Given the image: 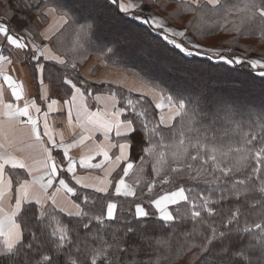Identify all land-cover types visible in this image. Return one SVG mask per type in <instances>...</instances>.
I'll return each instance as SVG.
<instances>
[{
    "label": "trees",
    "instance_id": "trees-1",
    "mask_svg": "<svg viewBox=\"0 0 264 264\" xmlns=\"http://www.w3.org/2000/svg\"><path fill=\"white\" fill-rule=\"evenodd\" d=\"M140 1L151 5L172 25L185 28L204 48L223 50L224 55L240 57L245 61L252 56L264 60V19L258 13L253 17L251 12L245 10L248 0H219L215 6L205 0L199 4L200 10H197L198 5L183 0ZM66 3L67 6L60 8L59 0H36L30 13L25 14L16 10L12 0H0V24L7 26L14 36H23L27 32L35 41L40 42L41 30L48 23L49 9H55L52 13L60 26L49 38L48 52L44 54L65 62L67 72L89 100L95 94H106L114 98L117 108L122 111V120L127 118L135 121L139 135L145 137L144 148L150 152L146 153L136 147L127 160V163L133 164V169L129 171L126 180L134 186L135 196L120 197L114 193V184L123 175L126 161L115 172V179H111L110 188L104 193L77 187L67 175L63 176L74 188L73 200L80 205L79 212H88L89 217H93L90 231L83 229L85 221H81L80 217L45 205L50 210L48 232L51 233L58 226L57 221L59 226L71 228V238L82 253L87 255L88 264H91L92 256H97V264H201L204 256H207L210 264H216L215 253L208 256L201 251L205 236L211 235L212 227L221 230L231 213L237 209L243 214L240 217L241 228L246 226L245 221L249 225L261 221L264 215V192L260 191V180L253 176L256 180L254 190L241 195L239 200L231 196L219 201L213 206L212 216L202 214L203 220L193 219L190 205L181 202L170 207V211L178 218L165 223L160 219L152 201L163 193L176 190L177 185H191L195 191L205 187L186 179H177L175 182L170 179L171 168L186 167L189 163L194 166L198 164L191 160V156L197 154L193 144L198 145L204 159L215 154L218 161H223L221 167L235 162L239 156L236 149L243 148L246 154L251 149L250 161L234 178L243 179L245 173L251 174V168L256 164L255 152L264 147L260 142L264 139V77L259 75L258 69H252L246 63L227 65L214 58L209 60L204 55L185 56L163 40L162 30L150 31L148 25L134 20L131 14L119 12L114 5H106L104 0H66ZM70 7L75 9V15L69 11ZM64 13H67L66 22L60 21ZM89 13L101 17L103 21L95 34L85 23ZM38 21L40 27L36 24ZM129 36L134 38L129 39ZM113 42H118L120 56H112L109 52V48L115 47ZM26 59L28 70L33 75L32 66L35 61ZM89 61L104 62L107 68L135 78L142 88L88 81L82 69ZM48 62L41 59V63ZM72 65L76 66L75 69ZM32 77L35 78L34 75ZM65 78L61 74L59 79L45 80L44 84L48 86L51 97L61 101L69 99L71 92L63 83ZM168 96L183 100L185 112L190 116L196 113L191 125L187 119L182 122L180 116H175L174 108L156 107ZM129 100L131 105L128 104ZM221 104L235 109L230 118L225 117L219 107ZM162 116L168 120L166 124H159ZM142 125H147V129H142ZM156 127L163 129V133L157 134L149 144L148 132ZM252 137L257 139L247 144L246 140ZM181 140L184 141L183 148H187L188 152L176 159L173 156L174 146L179 145ZM154 167L160 171L154 172ZM22 176V171H19V177ZM13 177L18 176L11 175ZM165 178L169 179L168 183L163 182ZM84 197L88 198L87 202ZM108 203H116L117 218L97 222L94 217L103 216ZM137 204L142 205L150 215L146 218V225H139L136 235L129 239L126 225H135ZM177 208L180 209L179 213L176 212ZM237 235L242 247L258 244V238L253 240L243 232ZM117 246L127 251H118ZM100 248H105L110 255L100 256ZM70 251L72 259L81 255L77 253L76 247H71ZM249 258L253 264H264L258 249ZM65 259V254L61 253L59 264H64ZM0 264H12L5 256L3 247H0ZM244 264H247V260Z\"/></svg>",
    "mask_w": 264,
    "mask_h": 264
},
{
    "label": "snow or ice",
    "instance_id": "snow-or-ice-1",
    "mask_svg": "<svg viewBox=\"0 0 264 264\" xmlns=\"http://www.w3.org/2000/svg\"><path fill=\"white\" fill-rule=\"evenodd\" d=\"M197 3L199 9V0H194ZM209 4L217 5L219 0H207ZM106 5H114L119 12L124 14H131L134 20H139L141 24L148 25L150 31L162 30L163 40L167 43L173 45L176 49H179L181 53L185 56H199L204 55L207 59L211 60L213 58L218 61H222L227 65H240L248 64L252 69H258L259 75L264 77V60L261 59H250L242 60L240 57L226 56L219 51L212 52L211 50H205L201 45L194 43L191 39H188L183 42H177L174 37H184V32H173L170 28L165 27L159 21L155 19L154 16H143L141 17L140 13L146 10V8L141 3L136 4H125L122 0H104ZM60 8L67 6L66 0H59ZM98 7V5H94ZM55 9H49V14ZM245 10L251 12L253 17L258 13L259 17L264 19V0H248V3L245 5ZM69 11L76 14L74 8H69ZM67 13H64L60 17V21H65ZM59 23V21L57 22ZM85 23L91 28L95 34L100 30L103 23L102 18L89 13L88 17L85 19ZM26 27V26H24ZM0 34L3 35L7 43L13 46L15 49L19 50L24 56L28 58L29 61H35L32 66L33 75L36 79L39 80L41 86L44 85L45 80H56L60 78V75L63 74L66 78L63 80V83L68 86L72 97L75 98L77 93L83 94L80 87L76 82L73 81L70 74L67 72V65L63 60H60L58 57L52 56L48 57L41 51L35 43H31V49H29V43L22 42L23 36H14L10 33V29L0 24ZM134 38L129 36V39ZM115 47L109 48L112 56H120L121 49L118 42H113ZM111 58V57H110ZM41 59L44 61H49L48 63H41ZM0 60L6 61L11 64L13 61L6 56H0ZM59 65V66H58ZM75 65H72V68L75 69ZM4 84H7L11 89L12 96L17 100L22 99L21 93L17 91L23 87V85L14 80L12 76L4 74L3 75ZM3 99L2 86H0V100ZM57 101L53 99L51 104H56ZM65 105L68 106L67 114L69 120L71 121V101L65 100ZM131 101H128V104L131 105ZM166 103L169 108L175 109V116H180L182 122L187 119L189 125L196 117V113L193 112L190 116L185 112V102L183 100H175L173 96H168L166 98ZM34 104L26 103L23 108L16 107L13 103H6L5 107L8 109L6 115L9 117L10 121H16L17 124H27L30 127L27 130V135L34 136L37 141H41L43 137H49L48 143L53 145V148L57 150L61 149V145H58L53 137L49 135L48 131V122H47V113L44 114V125L43 129L40 127V121L34 119L30 107H33ZM158 108H162L163 105H156ZM220 109L223 111L226 118H230L235 109L232 106L227 104H221ZM35 111L40 112V108L36 107ZM122 114V111H114L112 116L115 118L112 126H108L103 131V136L105 140L110 138V133L115 128V135L119 137L124 142L117 144H110L111 148H119V155L115 158L117 161L125 160L127 161L130 153L134 148L139 147L144 152H150L149 149L144 148L145 137L139 135L137 131V125L134 120H125L122 122L119 118ZM17 117L26 118L23 121H17ZM174 117H169L172 119ZM168 120L165 117H160L159 124H166ZM142 129H147V125L140 126ZM163 133V129L156 127L151 129L148 132L147 142L151 144L154 140V137L157 134ZM90 139L91 137H87ZM85 137L83 134L80 135V140H84ZM257 138L252 137L249 140H246L247 144H252ZM264 144V139L260 141ZM75 143V141L73 142ZM184 141L181 140L179 145L174 146L173 156L176 159H180L183 155L187 154L188 149L183 148ZM72 147V145L63 146V157L68 156L67 149ZM193 148H197V154L191 156V160L198 162L196 166L192 163H189L186 167H174L170 169L171 176L170 179L172 182H175L177 179L192 181L194 184H203L205 187L201 191H195L191 185L181 184L177 185L176 190L170 191L160 199L152 201L156 209L160 212V219L165 223L172 222L178 218L174 216L171 211L167 210V205H176L181 202H184L186 205H190L191 217L193 219L201 218L203 220L202 214H207V216L213 215V206L219 201H222L228 197L235 196L237 200L241 195L247 193L248 191L255 189L256 180L253 179V176L256 179L260 180L261 187L260 191L264 192V147L260 148L255 152L256 164L251 168V174L245 173L243 179H235V174L240 172L246 164L251 159V149H248L247 154L243 148L236 149V152L239 156L235 159V162L231 165H225L221 167L223 161H218L215 154L208 156L207 159H204L202 154L199 151V147L196 144L192 145ZM215 152V150H213ZM103 155L105 160L110 159L108 151H103L99 153ZM204 155H207L205 153ZM223 155H227L224 153ZM49 162L47 163L48 176L46 187H52L54 178L59 177L65 170L70 173L75 171V162L70 158L67 159V164L65 168V161L61 159L57 162L55 155L49 150L48 153ZM0 180H3L6 173V166H10L11 170L21 169L23 173H26L28 176H31V170L29 166L21 160L12 158L6 154H0ZM80 166H84V161L80 162ZM97 167V165H94ZM133 169L132 163H127L123 169V176L126 177L129 174V171ZM154 172L160 171V169L153 168ZM218 173V174H217ZM17 187L13 188V181ZM164 183H168L169 179L165 178ZM30 183L28 179H21L19 177H13L7 180V198L9 200L13 199V192H15L14 205L10 208V215H7L4 218H0V238L3 239V247L5 249V256L8 260L12 261V264H59V256L61 253H64L66 259L64 264H88L87 255L82 253L81 248L76 245L71 238L72 229L67 226H59V221H57V227L51 232H48V218L50 217V210L45 207L49 197L41 199L39 196L32 197L29 195L26 190L27 185ZM76 183H81L77 180ZM103 184L104 182L101 181ZM59 184L63 186L69 193H74V188L68 187L64 179H59ZM83 187H90L92 185H82ZM97 192H107L108 186L96 187ZM152 190V186H149V191ZM115 195L120 197H130L135 196L136 192L133 188L126 184V181L121 177L115 185ZM219 193V195H217ZM53 199V205H55V199ZM87 197H84L85 202H87ZM162 202L165 204V207H161ZM5 207V193L0 191V212H3ZM77 209L80 208L79 204H76ZM264 207V205H262ZM116 203H108L107 208L103 216H96L94 219L97 222H102L103 220H115L116 216ZM59 211H64L59 209ZM176 212L179 213L180 209L177 208ZM72 215V213H69ZM77 217H80L83 222V229L90 231V225L93 217H89L88 212H77L75 213ZM149 212L145 208L137 204L135 208V225L133 223H128L126 225V232L129 235V239L132 236H135L137 233L138 226L141 224L146 225L147 217H149ZM243 214L240 209H237L235 212H232L227 219V223L224 224L221 230L217 228H211V235L205 236V243L201 245V251L207 253L208 256H211L215 253L216 264H244V261L247 260V264H253V261L249 258L251 255L255 254L256 250H259L260 257L264 259V215L261 216L260 222H253L248 224L245 221V227L241 228V219L240 217ZM85 218H88L85 220ZM54 219V217H53ZM223 223V220L221 221ZM258 230V231H256ZM143 231V230H141ZM243 232L252 237L253 240H257L258 244H250L248 247H242L238 241L240 239L238 233ZM54 238V239H53ZM79 236H77V240ZM87 239V236L85 237ZM95 242V241H93ZM71 247H76L78 255L76 259H72V253L70 251ZM118 251H127V249H121L117 246ZM91 254V251L88 252V255ZM98 254L100 256H107L110 253L107 252L105 248H100ZM83 256V258H81ZM17 257H25L23 259H17ZM91 264H97V256H92ZM134 264V262H133ZM201 264H210L207 256L201 258Z\"/></svg>",
    "mask_w": 264,
    "mask_h": 264
},
{
    "label": "crops",
    "instance_id": "crops-1",
    "mask_svg": "<svg viewBox=\"0 0 264 264\" xmlns=\"http://www.w3.org/2000/svg\"><path fill=\"white\" fill-rule=\"evenodd\" d=\"M51 23L49 29L54 23L56 18L54 15L49 14ZM50 34V32H49ZM13 35V34H12ZM0 56H6L13 61L9 64L6 61L0 60V86H2L3 99L0 100V154H6L12 158L18 159L26 163L32 175L28 176L23 173V170H11L10 166H6V173L3 180H0V191L5 193V207L3 212H0V218L10 215V208L14 205L15 192H13V199L7 198V180L11 175L19 177V171L23 175L21 179H28L30 183L27 185L26 190L32 197L39 196L41 199L49 197L46 205L53 207L57 210L63 209L65 214L72 213L75 215L79 211L75 207L77 204L73 200L74 193H69L63 186L59 184V179L67 177L73 182V185L82 189L96 191V187H104L105 185L110 188L111 179H115V172L125 162V160L117 161L116 156L119 155V148H111L110 144H117L124 142L115 135V128L110 133V138L105 140L103 131L106 127L112 126L114 117L112 113L119 111L117 102L114 98L106 94H95L89 100L84 93L71 96V121L69 120L67 110L68 106L64 101L57 100L50 95L47 85L41 86L38 79L28 76V62L26 56L9 45L0 34ZM7 74L13 77L14 80L20 82L23 87L17 89L21 93L22 99L17 100L12 96L11 89L7 84H4L3 75ZM82 74L85 79L93 83L110 82L115 85L127 86L129 82L126 74L107 68L104 62L89 61L82 69ZM133 85L138 88L141 84L135 79H132ZM128 84V83H127ZM55 99L56 104H51ZM6 103H13L18 108H23L26 103L34 104L30 107V112L34 119L40 121V127L43 129L44 114L47 113L48 131L49 135L53 137L61 149L53 148L51 143H48L49 137L45 136L41 141H37L34 136L27 135V130L30 127L27 124H17L16 121H10L6 115L8 109L5 107ZM39 107L40 112L37 113L35 108ZM26 118L17 117V121H23ZM122 122L121 116L119 118ZM83 134L84 140H80V135ZM91 137L88 139L87 137ZM75 141V143H73ZM72 145L67 149L68 156L63 157V146ZM49 150L55 155L57 162L61 159L65 161V168L67 159L75 162L74 173L67 172L66 170L57 178H54L52 187H46L49 162ZM108 151L110 159L105 160L102 153ZM84 161V166H80V162ZM2 163V161H0ZM127 161L124 163V166ZM97 165V167H94ZM123 177L126 184L134 189V186L127 182L126 177L123 175L116 179L113 189L118 180ZM20 178V177H19ZM65 180V179H64ZM79 180L81 183H76ZM101 181L104 183L102 184ZM68 187H71L65 180ZM92 185L90 187H83L82 185ZM17 187V185L15 186ZM15 187H13L15 189ZM104 193V192H101ZM115 193V191H114ZM55 205H53V199ZM156 208V207H155ZM2 241L3 239L0 238Z\"/></svg>",
    "mask_w": 264,
    "mask_h": 264
},
{
    "label": "rangeland",
    "instance_id": "rangeland-1",
    "mask_svg": "<svg viewBox=\"0 0 264 264\" xmlns=\"http://www.w3.org/2000/svg\"><path fill=\"white\" fill-rule=\"evenodd\" d=\"M13 1V4H14V6L16 7V10L17 11H20V12H23V13H25V14H29L30 13V10H31V8L34 6V3L36 2V0H12ZM183 1H187L188 3H191V4H195V5H197V3H195L194 2V0H183ZM207 1V0H206ZM123 3H125V4H136V3H141V1L140 0H123L122 1ZM203 2H205V0H199V4H201V3H203ZM145 8H146V10L145 11H143L142 12V15H141V17H143V16H154L155 17V19L157 20V21H159L161 24H163L165 27H168V28H170L173 32H184L185 33V36L184 37H179V36H177V37H174V39L177 41V42H183V41H186V40H188V39H191L194 43H196V44H198V42H197V40L195 39V37L192 35V34H189V33H187V31H186V29L185 28H179V27H176V26H174V25H172L171 23H169L166 19H164L163 17H161V15H159V13L158 12H156L155 10H154V8L151 6V5H148V4H143V3H141ZM52 15H54V13H52ZM55 16V15H54ZM55 18H56V16H55ZM58 21H57V19H56V23H54L53 25H52V27L50 28V30L49 31H47V29H49V25H50V23H51V18H50V16H49V18H48V23L46 24V25H44L45 26V28H43L42 30H41V35H42V40L39 42H37V41H35L34 39H33V37H31L27 32H24V34L25 35H23L22 33V35L23 36H26V39L25 40H27V43H29V46H30V49H31V43L30 42H32V43H35L36 45H37V47L41 50V51H43L44 53L45 52H48V40H49V38L56 32V30L58 29V27L60 26V24L59 23H57ZM18 23L19 24H21L22 25V22H20V21H18ZM37 25H38V27H40L41 26V23L38 21L37 23H36ZM49 32H50V34H49ZM16 34V33H15ZM25 40L23 39V41L22 42H25ZM202 47V46H201ZM203 49H205V50H211L212 52H215V51H218V50H215V49H207V48H204V47H202ZM219 52H221V53H224V51L222 50V51H219ZM215 59V58H214ZM250 59H258L256 56H252ZM27 74H28V76H33L32 74H31V71L30 70H27ZM129 79V82H127L126 83V85L127 86H134L133 85V82H132V79H135V78H128ZM136 80V79H135ZM166 98L167 97H164L161 101H160V103L159 104H161V105H163V107L162 108H159V109H165V108H168L169 106H168V104L166 103ZM165 194H167V193H163L160 197H158L157 199H160L162 196H164ZM171 206H173V205H167V210L168 211H170V207ZM161 207H165V204L162 202V204H161ZM158 211V210H157ZM158 214H159V217H160V212L158 211Z\"/></svg>",
    "mask_w": 264,
    "mask_h": 264
}]
</instances>
